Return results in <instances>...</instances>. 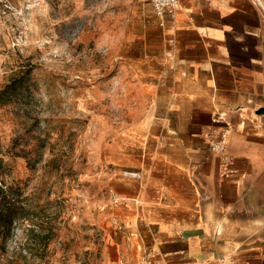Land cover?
Returning <instances> with one entry per match:
<instances>
[{
  "label": "rangeland",
  "instance_id": "1",
  "mask_svg": "<svg viewBox=\"0 0 264 264\" xmlns=\"http://www.w3.org/2000/svg\"><path fill=\"white\" fill-rule=\"evenodd\" d=\"M151 7L0 0V206L9 195L18 211L0 264H106V243L128 234L112 218L141 149L134 67Z\"/></svg>",
  "mask_w": 264,
  "mask_h": 264
},
{
  "label": "crops",
  "instance_id": "2",
  "mask_svg": "<svg viewBox=\"0 0 264 264\" xmlns=\"http://www.w3.org/2000/svg\"><path fill=\"white\" fill-rule=\"evenodd\" d=\"M180 4L164 20L151 4L143 30L141 149L123 160L112 218L128 236L118 231L104 259L136 264L151 251L159 264H264V0ZM222 138L230 177L211 149Z\"/></svg>",
  "mask_w": 264,
  "mask_h": 264
},
{
  "label": "built area",
  "instance_id": "3",
  "mask_svg": "<svg viewBox=\"0 0 264 264\" xmlns=\"http://www.w3.org/2000/svg\"><path fill=\"white\" fill-rule=\"evenodd\" d=\"M157 16L164 20L167 15L174 17L175 13L180 9V0H150ZM263 15L264 5L261 4ZM211 149L220 155V168L224 177H230L235 169L234 157L229 152L226 140L224 138L216 140L212 143ZM132 177H140L138 173H129ZM136 264H159L151 251H145Z\"/></svg>",
  "mask_w": 264,
  "mask_h": 264
},
{
  "label": "trees",
  "instance_id": "4",
  "mask_svg": "<svg viewBox=\"0 0 264 264\" xmlns=\"http://www.w3.org/2000/svg\"><path fill=\"white\" fill-rule=\"evenodd\" d=\"M0 189V193H1ZM9 195H4L2 198L3 207L0 206V238L1 245H5V242L12 235L13 224L18 220V211L16 206L11 205Z\"/></svg>",
  "mask_w": 264,
  "mask_h": 264
}]
</instances>
